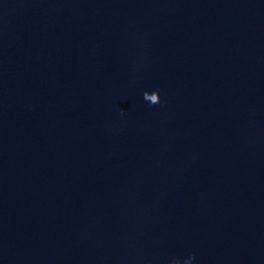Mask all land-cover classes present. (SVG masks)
<instances>
[{"label":"water","instance_id":"1","mask_svg":"<svg viewBox=\"0 0 264 264\" xmlns=\"http://www.w3.org/2000/svg\"><path fill=\"white\" fill-rule=\"evenodd\" d=\"M0 264H264V0H0Z\"/></svg>","mask_w":264,"mask_h":264},{"label":"clouds","instance_id":"2","mask_svg":"<svg viewBox=\"0 0 264 264\" xmlns=\"http://www.w3.org/2000/svg\"><path fill=\"white\" fill-rule=\"evenodd\" d=\"M149 95V93H147V92H145L144 93V99L147 101V96ZM152 95L153 96H156V95H158V92H152ZM158 103H160V99H159V101H158ZM158 103H151V104H153V105H155V104H158ZM121 114H123V113H121Z\"/></svg>","mask_w":264,"mask_h":264}]
</instances>
